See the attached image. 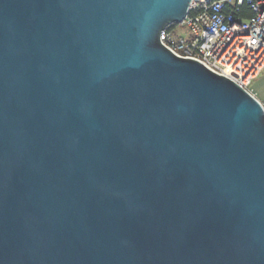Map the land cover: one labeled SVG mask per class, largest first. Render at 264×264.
Listing matches in <instances>:
<instances>
[{
	"label": "water",
	"instance_id": "95a60500",
	"mask_svg": "<svg viewBox=\"0 0 264 264\" xmlns=\"http://www.w3.org/2000/svg\"><path fill=\"white\" fill-rule=\"evenodd\" d=\"M197 1L0 0V264H264L261 104L159 40Z\"/></svg>",
	"mask_w": 264,
	"mask_h": 264
},
{
	"label": "built area",
	"instance_id": "2783aa9c",
	"mask_svg": "<svg viewBox=\"0 0 264 264\" xmlns=\"http://www.w3.org/2000/svg\"><path fill=\"white\" fill-rule=\"evenodd\" d=\"M159 40L174 55L198 61L256 98L249 87L264 66V0L193 2L184 19L166 26Z\"/></svg>",
	"mask_w": 264,
	"mask_h": 264
},
{
	"label": "rangeland",
	"instance_id": "374dc122",
	"mask_svg": "<svg viewBox=\"0 0 264 264\" xmlns=\"http://www.w3.org/2000/svg\"><path fill=\"white\" fill-rule=\"evenodd\" d=\"M249 89L264 103V66L252 80Z\"/></svg>",
	"mask_w": 264,
	"mask_h": 264
},
{
	"label": "crops",
	"instance_id": "0c3cea01",
	"mask_svg": "<svg viewBox=\"0 0 264 264\" xmlns=\"http://www.w3.org/2000/svg\"><path fill=\"white\" fill-rule=\"evenodd\" d=\"M256 95V94H255ZM256 98L259 100V101H261L257 96H256ZM262 102V101H261Z\"/></svg>",
	"mask_w": 264,
	"mask_h": 264
}]
</instances>
